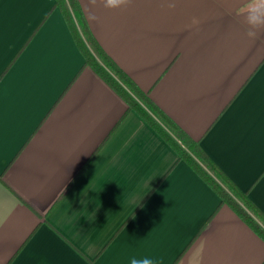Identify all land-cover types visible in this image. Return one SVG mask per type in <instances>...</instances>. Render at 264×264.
I'll return each instance as SVG.
<instances>
[{
	"label": "crops",
	"instance_id": "1",
	"mask_svg": "<svg viewBox=\"0 0 264 264\" xmlns=\"http://www.w3.org/2000/svg\"><path fill=\"white\" fill-rule=\"evenodd\" d=\"M78 1L264 213V32L247 37L246 0ZM54 3L0 0V264H264V239L85 63Z\"/></svg>",
	"mask_w": 264,
	"mask_h": 264
},
{
	"label": "trees",
	"instance_id": "2",
	"mask_svg": "<svg viewBox=\"0 0 264 264\" xmlns=\"http://www.w3.org/2000/svg\"><path fill=\"white\" fill-rule=\"evenodd\" d=\"M66 23L89 64L127 102L152 125L204 180L219 194L222 204L229 205L262 239H264V213L250 198L248 190L241 189L209 156L200 140L188 136L162 110L152 98L112 60L94 39L78 0H55Z\"/></svg>",
	"mask_w": 264,
	"mask_h": 264
},
{
	"label": "clouds",
	"instance_id": "3",
	"mask_svg": "<svg viewBox=\"0 0 264 264\" xmlns=\"http://www.w3.org/2000/svg\"><path fill=\"white\" fill-rule=\"evenodd\" d=\"M97 0H90V3L95 6ZM131 0H100L105 8L117 9L123 6H127ZM168 7L174 9L176 4L174 0L168 3ZM238 15L244 17V23L246 24V35L250 40L257 39L262 32H264V0H246V3L238 9ZM96 19V17H92ZM199 20L197 18L192 19V25H198ZM129 264H160L155 258L151 256L130 258Z\"/></svg>",
	"mask_w": 264,
	"mask_h": 264
}]
</instances>
